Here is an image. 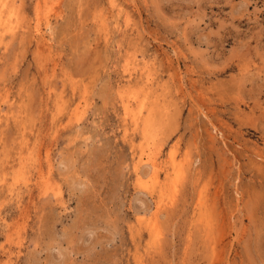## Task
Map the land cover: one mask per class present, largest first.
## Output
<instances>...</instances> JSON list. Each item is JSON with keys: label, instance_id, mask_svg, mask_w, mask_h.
Returning <instances> with one entry per match:
<instances>
[{"label": "rangeland", "instance_id": "obj_1", "mask_svg": "<svg viewBox=\"0 0 264 264\" xmlns=\"http://www.w3.org/2000/svg\"><path fill=\"white\" fill-rule=\"evenodd\" d=\"M0 1V264H264V0Z\"/></svg>", "mask_w": 264, "mask_h": 264}, {"label": "bare ground", "instance_id": "obj_2", "mask_svg": "<svg viewBox=\"0 0 264 264\" xmlns=\"http://www.w3.org/2000/svg\"><path fill=\"white\" fill-rule=\"evenodd\" d=\"M1 2V1H0ZM4 3H0V29L9 30L11 29V20L3 12ZM37 153V152H36ZM21 163V162H20ZM41 172V171H40ZM42 189V188H41ZM45 190V189H44Z\"/></svg>", "mask_w": 264, "mask_h": 264}]
</instances>
